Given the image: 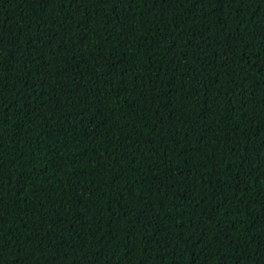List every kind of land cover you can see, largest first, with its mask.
I'll list each match as a JSON object with an SVG mask.
<instances>
[{
  "label": "trees",
  "instance_id": "trees-1",
  "mask_svg": "<svg viewBox=\"0 0 264 264\" xmlns=\"http://www.w3.org/2000/svg\"><path fill=\"white\" fill-rule=\"evenodd\" d=\"M0 264H264V0H0Z\"/></svg>",
  "mask_w": 264,
  "mask_h": 264
}]
</instances>
